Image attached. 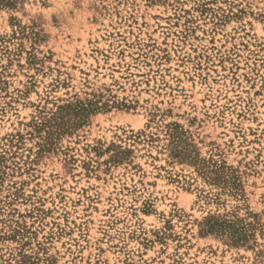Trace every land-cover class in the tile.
Segmentation results:
<instances>
[{"label": "rangeland", "instance_id": "1", "mask_svg": "<svg viewBox=\"0 0 264 264\" xmlns=\"http://www.w3.org/2000/svg\"><path fill=\"white\" fill-rule=\"evenodd\" d=\"M0 264H264V0H0Z\"/></svg>", "mask_w": 264, "mask_h": 264}, {"label": "trees", "instance_id": "2", "mask_svg": "<svg viewBox=\"0 0 264 264\" xmlns=\"http://www.w3.org/2000/svg\"><path fill=\"white\" fill-rule=\"evenodd\" d=\"M224 222H221V224H219L220 227L224 226L225 224H223Z\"/></svg>", "mask_w": 264, "mask_h": 264}]
</instances>
